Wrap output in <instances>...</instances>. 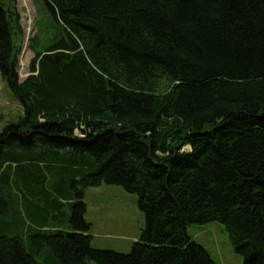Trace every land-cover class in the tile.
Instances as JSON below:
<instances>
[{
    "label": "trees",
    "instance_id": "obj_1",
    "mask_svg": "<svg viewBox=\"0 0 264 264\" xmlns=\"http://www.w3.org/2000/svg\"><path fill=\"white\" fill-rule=\"evenodd\" d=\"M43 1L54 29L20 80L17 1L0 0L22 106L0 131V264H216L187 233L211 221L264 264V0ZM101 184L137 195L126 253L91 246Z\"/></svg>",
    "mask_w": 264,
    "mask_h": 264
},
{
    "label": "rangeland",
    "instance_id": "obj_2",
    "mask_svg": "<svg viewBox=\"0 0 264 264\" xmlns=\"http://www.w3.org/2000/svg\"><path fill=\"white\" fill-rule=\"evenodd\" d=\"M16 1L24 34L17 70L19 79L22 80L28 73V62L33 55L29 49L31 39L34 38V43H38V46L48 43L51 38L49 30L52 31L54 25L43 0ZM21 113L22 106L0 76V131L9 122L16 121ZM84 200L87 204L85 219L92 223L91 246L124 253L130 251L132 242L139 237L145 222L143 213L136 205L137 195L125 191L119 185L101 184L98 187H88ZM187 233L209 252L216 264L243 263V256L236 253L230 245L222 223H193L187 227ZM88 264L96 263L89 261Z\"/></svg>",
    "mask_w": 264,
    "mask_h": 264
},
{
    "label": "crops",
    "instance_id": "obj_3",
    "mask_svg": "<svg viewBox=\"0 0 264 264\" xmlns=\"http://www.w3.org/2000/svg\"><path fill=\"white\" fill-rule=\"evenodd\" d=\"M90 222V221H89ZM91 223V222H90ZM92 224V223H91Z\"/></svg>",
    "mask_w": 264,
    "mask_h": 264
}]
</instances>
